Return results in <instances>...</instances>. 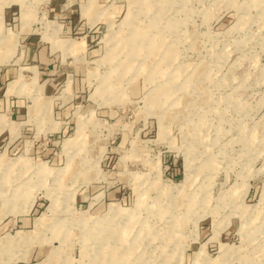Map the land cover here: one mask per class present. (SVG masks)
I'll use <instances>...</instances> for the list:
<instances>
[{"label":"rangeland","instance_id":"rangeland-1","mask_svg":"<svg viewBox=\"0 0 264 264\" xmlns=\"http://www.w3.org/2000/svg\"><path fill=\"white\" fill-rule=\"evenodd\" d=\"M52 6L0 0V264H264V0H63L33 68Z\"/></svg>","mask_w":264,"mask_h":264},{"label":"crops","instance_id":"crops-1","mask_svg":"<svg viewBox=\"0 0 264 264\" xmlns=\"http://www.w3.org/2000/svg\"><path fill=\"white\" fill-rule=\"evenodd\" d=\"M63 0H53V6L52 9L54 12L59 13V15L62 17H69L70 23L68 24L67 22L60 23L58 22L56 24L57 27V43L56 44H50L48 45H43L42 43V33L39 31H26L24 32L23 39L25 40V48L27 52V63L31 64L34 62L33 68L37 67V63L40 64H50L51 62V55H53L54 51L56 53L58 51H67V49H71L73 47L72 44V39L71 38H63L64 34H66L71 28H72V22L77 20L79 17L78 15H82V8H78L77 6L70 7V8H65L64 11L61 8V3ZM62 12V13H60ZM83 17V16H82ZM81 17V18H82ZM80 18V19H81ZM74 20V21H72ZM65 21V20H64ZM67 21V20H66ZM41 35V36H40ZM57 47H62L61 49ZM56 48V50L54 49ZM64 49V50H63ZM53 66V65H52ZM52 66H47L52 67ZM31 67V66H30ZM29 67V68H30ZM46 73H49V71H42L41 75H44ZM14 75L13 72L7 68L2 69L0 72V80L4 82L5 80L11 78V76ZM37 75V72H36ZM14 83V80L10 81V85ZM54 82L52 83V85ZM16 87H19L17 85Z\"/></svg>","mask_w":264,"mask_h":264},{"label":"bare ground","instance_id":"bare-ground-1","mask_svg":"<svg viewBox=\"0 0 264 264\" xmlns=\"http://www.w3.org/2000/svg\"><path fill=\"white\" fill-rule=\"evenodd\" d=\"M158 26H159V25H158ZM141 36H142V35H141ZM147 37H148V36H147ZM147 37H146V38H147ZM7 38H8V37H7ZM14 38H15V37H14ZM137 40H138V37H137ZM143 40H144V39H143ZM153 42H154V41H153ZM166 44H168L167 41H166ZM162 45H163V44H162ZM144 46H145V45H144ZM109 48H110V47H109ZM166 49H167V48H166ZM114 54H115V53H114ZM133 58H134V57H133ZM108 60H109V59H108ZM112 60H113V58H112ZM110 61H111V60H110ZM123 61H124V60H123ZM129 62H130V61H129ZM123 68H124V67H123ZM152 76H153V74H152ZM153 100H154V99H153ZM13 196H14V195H13ZM113 211H114L115 214L118 213L117 210H116L115 208L113 209ZM114 217H115V216H114ZM114 217H113V218H114ZM124 217H125V216H124ZM119 218H120V217H119ZM111 220H112V218H111ZM85 221H86V220H85ZM106 225H107V224H106ZM109 225H110V224H109ZM118 226H119V225H118ZM108 227H109V226H108ZM111 227H112V226H111ZM113 230H114V229H113ZM124 231H125V230H124ZM118 232H119V231H118ZM22 235H24V234H22ZM114 235H115V234H114ZM20 237H21V236H20ZM23 237H24V236H23ZM123 245H124V244H123ZM165 245H166V244H165ZM120 250H121V249H119V251H120ZM121 252H122V251H121ZM149 252H150V251H149ZM126 253H127V252H126ZM164 254H165V253H164ZM138 256H139V255H138ZM135 258H136V257H135ZM144 258L146 259V257H144ZM140 259H141V258H140ZM142 260H143V259H142ZM121 261H122V259H121ZM146 261H147V260H146ZM142 262H143V261H142ZM149 262H150V261H149ZM122 264H123V263H122Z\"/></svg>","mask_w":264,"mask_h":264}]
</instances>
